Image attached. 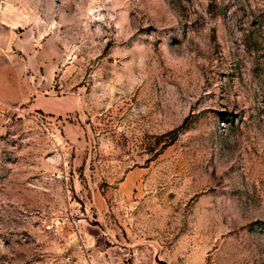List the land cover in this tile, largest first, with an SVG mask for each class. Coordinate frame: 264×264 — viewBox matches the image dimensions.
Here are the masks:
<instances>
[{
    "label": "rangeland",
    "instance_id": "rangeland-1",
    "mask_svg": "<svg viewBox=\"0 0 264 264\" xmlns=\"http://www.w3.org/2000/svg\"><path fill=\"white\" fill-rule=\"evenodd\" d=\"M158 258L264 264V0H0V264Z\"/></svg>",
    "mask_w": 264,
    "mask_h": 264
},
{
    "label": "crops",
    "instance_id": "crops-1",
    "mask_svg": "<svg viewBox=\"0 0 264 264\" xmlns=\"http://www.w3.org/2000/svg\"><path fill=\"white\" fill-rule=\"evenodd\" d=\"M4 69H5V67H4ZM4 95L6 97H8L10 99H14V100H20V99H23L24 96H26L23 91L13 90V89L8 90L7 92H5ZM48 98L51 99V101H53V99H54L51 97H48ZM37 103H39V104H37ZM31 105H34L36 108L41 109V97L40 98L33 97V100L31 101Z\"/></svg>",
    "mask_w": 264,
    "mask_h": 264
},
{
    "label": "water",
    "instance_id": "water-1",
    "mask_svg": "<svg viewBox=\"0 0 264 264\" xmlns=\"http://www.w3.org/2000/svg\"><path fill=\"white\" fill-rule=\"evenodd\" d=\"M158 260H159V262L162 263V264H167V262H166L164 259H159V258H158Z\"/></svg>",
    "mask_w": 264,
    "mask_h": 264
}]
</instances>
